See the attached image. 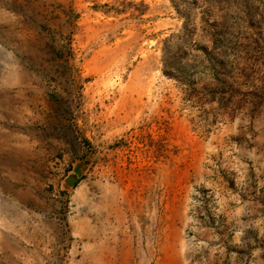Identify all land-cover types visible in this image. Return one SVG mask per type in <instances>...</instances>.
<instances>
[{
  "label": "rangeland",
  "instance_id": "obj_1",
  "mask_svg": "<svg viewBox=\"0 0 264 264\" xmlns=\"http://www.w3.org/2000/svg\"><path fill=\"white\" fill-rule=\"evenodd\" d=\"M0 264H264V0H0Z\"/></svg>",
  "mask_w": 264,
  "mask_h": 264
},
{
  "label": "trees",
  "instance_id": "obj_2",
  "mask_svg": "<svg viewBox=\"0 0 264 264\" xmlns=\"http://www.w3.org/2000/svg\"><path fill=\"white\" fill-rule=\"evenodd\" d=\"M162 65V72L169 78L176 79L179 82L185 81L187 79L188 74L186 69L188 64L183 63V60L179 56H164L162 59ZM241 96L243 97L244 93H242ZM229 97L231 98L233 95Z\"/></svg>",
  "mask_w": 264,
  "mask_h": 264
}]
</instances>
